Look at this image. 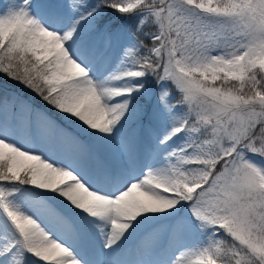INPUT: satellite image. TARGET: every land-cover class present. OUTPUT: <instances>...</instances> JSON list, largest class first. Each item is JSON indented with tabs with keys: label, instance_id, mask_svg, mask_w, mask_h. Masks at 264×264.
I'll return each instance as SVG.
<instances>
[{
	"label": "snow or ice",
	"instance_id": "1",
	"mask_svg": "<svg viewBox=\"0 0 264 264\" xmlns=\"http://www.w3.org/2000/svg\"><path fill=\"white\" fill-rule=\"evenodd\" d=\"M0 264H264V0H2Z\"/></svg>",
	"mask_w": 264,
	"mask_h": 264
}]
</instances>
